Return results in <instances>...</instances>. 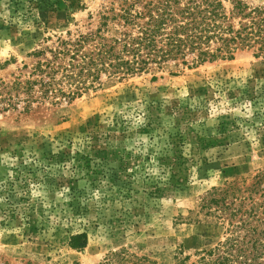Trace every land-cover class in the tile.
Wrapping results in <instances>:
<instances>
[{"label": "rangeland", "instance_id": "374dc122", "mask_svg": "<svg viewBox=\"0 0 264 264\" xmlns=\"http://www.w3.org/2000/svg\"><path fill=\"white\" fill-rule=\"evenodd\" d=\"M119 1L0 0V81L45 38L95 27ZM262 170L264 57L251 50L0 109V264H100L121 248L189 264L223 240L201 208L207 191ZM77 233L82 249L69 246Z\"/></svg>", "mask_w": 264, "mask_h": 264}, {"label": "trees", "instance_id": "16d2710c", "mask_svg": "<svg viewBox=\"0 0 264 264\" xmlns=\"http://www.w3.org/2000/svg\"><path fill=\"white\" fill-rule=\"evenodd\" d=\"M241 50L264 57V5L249 7L232 0L227 8L221 0H121L99 13L95 27L45 38L29 53L30 64L24 63L12 81H0V109L27 113L34 104L69 103L110 79L171 64L232 59ZM201 202L221 227L223 240L196 251L189 264H264V170L249 182L232 180L212 187ZM86 243L85 233L70 236L71 248L82 249ZM100 264L157 263L121 248Z\"/></svg>", "mask_w": 264, "mask_h": 264}]
</instances>
